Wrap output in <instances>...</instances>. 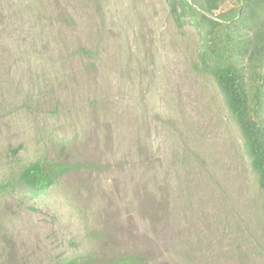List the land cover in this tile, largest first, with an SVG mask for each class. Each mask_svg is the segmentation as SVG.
<instances>
[{"label":"rangeland","instance_id":"1","mask_svg":"<svg viewBox=\"0 0 264 264\" xmlns=\"http://www.w3.org/2000/svg\"><path fill=\"white\" fill-rule=\"evenodd\" d=\"M199 44L166 0H0V264H264L262 194ZM33 162L68 170L34 195Z\"/></svg>","mask_w":264,"mask_h":264},{"label":"trees","instance_id":"2","mask_svg":"<svg viewBox=\"0 0 264 264\" xmlns=\"http://www.w3.org/2000/svg\"><path fill=\"white\" fill-rule=\"evenodd\" d=\"M227 1L232 7L214 17L226 0L166 3L175 22L180 25L187 20L196 29L200 41L196 68L213 79L239 130L264 207V0ZM67 170L33 162L21 170L17 181L37 195L48 190ZM61 264L80 263L69 259Z\"/></svg>","mask_w":264,"mask_h":264}]
</instances>
